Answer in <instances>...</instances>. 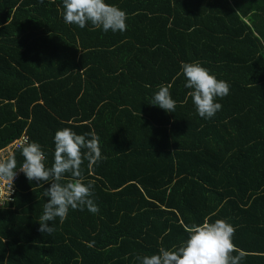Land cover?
I'll return each mask as SVG.
<instances>
[{"label":"trees","instance_id":"obj_1","mask_svg":"<svg viewBox=\"0 0 264 264\" xmlns=\"http://www.w3.org/2000/svg\"><path fill=\"white\" fill-rule=\"evenodd\" d=\"M107 2L124 32L64 23L62 0H0V148L25 132L49 166L69 127L103 157L80 168L98 212L69 209L51 235L37 230L48 182L19 176L0 205V264H137L217 219L242 264H264V0ZM181 62L228 83L212 118L185 102ZM161 85L172 113L150 104Z\"/></svg>","mask_w":264,"mask_h":264},{"label":"clouds","instance_id":"obj_2","mask_svg":"<svg viewBox=\"0 0 264 264\" xmlns=\"http://www.w3.org/2000/svg\"><path fill=\"white\" fill-rule=\"evenodd\" d=\"M61 16L64 23L79 28H84L87 23L103 32L126 30L125 11L107 0H62ZM178 75H183V87L190 90L185 102L190 97L199 117L205 120L212 118L222 107L217 98L228 95V83L218 79L198 62H181ZM170 87L159 86L150 99V104L166 113H172L176 108ZM52 139L54 152L49 166H46V155L41 146L36 142H25L20 148L23 161L19 167L28 181H36L39 186L48 182L42 194L47 200L43 204L37 229L48 235L55 231L49 222L58 218L63 223L69 209L86 208L90 213L98 212L92 199L93 184L80 179V168L83 159L96 163L103 158L94 133L77 134L65 127L57 129ZM16 170L15 154L0 159V177L12 181ZM66 174L74 179L62 182ZM233 233V226L223 219L203 222L193 227L179 247L171 250L160 247L151 255L137 256L136 261L137 264H242L243 252L232 254L235 251Z\"/></svg>","mask_w":264,"mask_h":264},{"label":"built area","instance_id":"obj_3","mask_svg":"<svg viewBox=\"0 0 264 264\" xmlns=\"http://www.w3.org/2000/svg\"><path fill=\"white\" fill-rule=\"evenodd\" d=\"M28 142V137L23 132L18 138L13 139L10 143L0 148V159H6L8 155L13 154L16 149ZM23 172L19 169L16 170V174L12 181L0 177V205H5L7 202H12L16 190V181Z\"/></svg>","mask_w":264,"mask_h":264},{"label":"bare ground","instance_id":"obj_4","mask_svg":"<svg viewBox=\"0 0 264 264\" xmlns=\"http://www.w3.org/2000/svg\"><path fill=\"white\" fill-rule=\"evenodd\" d=\"M10 142H11V141H10ZM10 142H9V143H10ZM18 169H19V168H18Z\"/></svg>","mask_w":264,"mask_h":264}]
</instances>
